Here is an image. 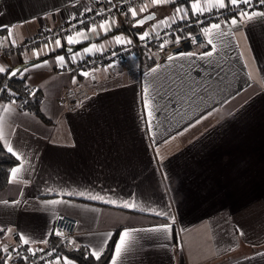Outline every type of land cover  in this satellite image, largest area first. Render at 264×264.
<instances>
[{
  "label": "crops",
  "instance_id": "obj_1",
  "mask_svg": "<svg viewBox=\"0 0 264 264\" xmlns=\"http://www.w3.org/2000/svg\"><path fill=\"white\" fill-rule=\"evenodd\" d=\"M95 1L0 0V31H6L0 48L36 36L41 41L18 56L0 53V69H25L26 84L43 94L41 112L49 121L11 103L0 104V142L16 153L7 151L20 169L15 177L11 169L0 191V229L7 231L3 243L23 247L22 233L30 241L24 246L39 253L47 249L41 241L49 239L56 218L68 216L77 223L69 240L90 253L103 252L117 231L115 241L125 230L168 223L169 232L131 231L117 264H264V16L239 21L241 10H261L243 4L218 10L212 8L214 0H199L202 15L193 17L190 0L163 6L118 0L131 1L121 15L100 18L95 32L71 33L78 43L90 42L83 58L129 49L124 45L128 35L112 32L129 22L133 26L130 8L136 9L137 20L155 13L143 27L157 20L158 7L182 10L161 32L152 25L146 41L139 39L143 27H138V49L112 54L113 61L105 66L76 71L62 54L47 57L61 49L56 39L66 42L67 35L55 33L73 17L90 12L85 9L91 10ZM234 16L236 27L230 24ZM102 21L110 22L107 34L99 28ZM181 22L202 33L214 22L221 29L210 36L203 33L204 45L187 55L158 59L159 51L146 46L149 37L168 34ZM102 36L107 37L98 41ZM208 39L215 51L202 58L213 48ZM40 57L47 58L32 64L36 67L26 66ZM145 88L149 94L167 92L156 106L152 131L143 104ZM216 130L218 139L210 146L207 137ZM224 132L230 133L228 140H223ZM230 144L237 153L230 152ZM92 195L102 199H90ZM52 200L60 202L47 203ZM125 201L135 208H124ZM195 208L201 216H193ZM113 253L114 247L111 258Z\"/></svg>",
  "mask_w": 264,
  "mask_h": 264
},
{
  "label": "trees",
  "instance_id": "obj_2",
  "mask_svg": "<svg viewBox=\"0 0 264 264\" xmlns=\"http://www.w3.org/2000/svg\"><path fill=\"white\" fill-rule=\"evenodd\" d=\"M118 1V0H116ZM188 2L187 0H178L175 2V4H183V2ZM94 2V1H93ZM96 2V1H95ZM105 7L111 6L112 0H104ZM227 3V0H226ZM252 8H256L258 10L264 11V4H261L259 0H253ZM236 12H233L235 14ZM132 22L127 23V25H124L123 27H119L117 31L112 32V34H119L121 32L122 34L128 35V41L130 40L131 43L129 44L128 41L124 42L125 46H127L129 49L126 51L121 52V49L113 48L108 53H101V54H95L90 58H83L82 52L84 48L90 43V42H83V43H76L74 46H72L71 51H69V46L66 42H64V37L62 33H60L58 36H62L63 39L62 47L58 51L50 52L47 57L55 56L58 54H62L67 60L68 65H74L75 68H77L76 71H81L86 68L99 66L98 63L100 61L105 62L108 56L115 54L117 56H122L123 54H129L131 52H135V44H136V37L139 33H141V28L133 27L131 25ZM69 24H65L63 27H67ZM199 28L194 26L193 24H188V22H181V23H175L173 25V28L169 30V33L166 34L165 32L160 37H153L150 36V41L147 45H150L154 50H160V45L164 40H167L169 44L176 42V35H180L184 39L188 36L195 35L199 33ZM6 31H0V36L4 35ZM52 33V32H51ZM50 33V34H51ZM72 33V31H70ZM165 34V35H164ZM66 36V35H64ZM107 36H102L98 39V41L104 39ZM135 37V38H134ZM47 37L46 39H48ZM40 39L38 36L28 39L21 45H13V46H5L0 48V53L4 57H8L10 55H21L29 50L28 43H33V47L36 48L38 45H40ZM145 46V47H146ZM142 47H140L141 50ZM137 54V53H136ZM79 55V60L75 61L74 63L71 62V59L73 56ZM47 57H40L38 59H33L27 62L26 66H30L36 62H40L45 60ZM150 63L149 65H151ZM11 72V70H5L4 72H0V104H7L11 103L15 106V108L20 112H27L38 118L43 123L49 124V121L44 117V115L41 112V104L43 101V94L39 89H33L29 87L25 82V75L22 73L18 74L15 77L8 78V74ZM32 93H35V95H32ZM17 164V161L13 158L11 154H9L3 147V145L0 142V191L3 190L7 184H8V178L11 169ZM54 227V224H53ZM5 229H0V243H3V238L6 235ZM119 231H117L114 234V237H112L107 244L105 250L102 252V257L99 261H96L94 258L90 256V251L87 247L81 246V245H75L70 240H64L59 237H56L53 235V228L50 235V238L47 242V249L46 251H51L53 254L58 256L59 258H67L69 260L74 261L76 264H108L114 247V242L117 237V234ZM18 252H14L10 255V259H8V254L4 253L0 250V262H3L7 260V264H25L26 260L30 257V252L27 251V248L25 246L18 248ZM27 257V259H25Z\"/></svg>",
  "mask_w": 264,
  "mask_h": 264
},
{
  "label": "snow or ice",
  "instance_id": "obj_3",
  "mask_svg": "<svg viewBox=\"0 0 264 264\" xmlns=\"http://www.w3.org/2000/svg\"><path fill=\"white\" fill-rule=\"evenodd\" d=\"M171 2V0H151V4L155 5V6H163L166 4H169ZM259 2L261 4H264V0H259ZM253 0H214V3H212V8L218 9V10H223L226 9L229 5L233 8H237L240 9V6L243 5H247L249 7L252 6ZM190 6H191V10H192V16L193 17H198L200 15H202V7L199 3V0H190ZM146 7H142L140 9V12H144L146 11ZM123 10V9H121ZM91 11L90 9H85V12ZM129 11L131 12V16L134 20L133 23V27H143V25L148 21L151 20L153 18V16L155 15V13H153L151 16H147L142 20H137L136 17L138 15L137 11L135 8H130ZM177 11H179V8H177ZM81 16V19L78 21V23L82 24L84 23V13H80L79 14ZM97 16L103 15V13H96ZM259 16H264V12L261 11H244L241 10L239 12V21L245 22L247 23L248 21L252 20L255 17H259ZM73 19H75V17H73ZM196 23H200L202 24L203 21L201 20H196ZM226 23L228 21H225ZM230 24L233 27H236L238 25V19L234 16L230 19ZM4 26H0V28H3ZM99 28L102 29L105 34H107V32L110 30V22L109 21H102L99 24ZM221 29V23H211L210 25H206L202 28L203 33L205 34V36H210L214 31L216 30H220ZM89 32H95L96 31V25L93 24L90 28L86 29ZM9 33L11 32V28H8ZM76 35L78 36H83L84 35V31H80L78 32ZM148 36L147 32H144L142 34H139V39L140 40H145ZM181 36L180 35H176L175 39H176V43L179 44L180 40H181ZM80 41H78L76 39L75 36L73 35H67L66 37V43L69 46V51H71L72 46H74L76 43H78ZM116 43L117 44H121V38L120 37H116ZM128 43L130 44L131 41L129 40ZM207 43L209 45H213V41L211 39H208ZM55 44L57 47H62V43L60 39H56ZM161 49L164 47V44L162 43L160 45ZM92 50L91 47H89L88 49H85V53H88ZM215 51V45H213V48L211 51L202 54V58L203 57H211L213 55V52ZM34 56L38 57V54L36 52L33 53ZM180 55H187V54H182V53H174L172 56L168 57L169 61H172L174 59V56H180ZM58 60H63L62 57H58ZM27 64V62H26ZM32 67H36V65H32ZM4 71L3 69H0V72ZM25 71V69H14L9 73L10 77H15L18 74H21ZM153 72L156 71V69H152ZM86 75V73H84ZM32 95H35V93H32ZM157 97L159 99H157ZM167 97V92H161V91H155L152 94H149V90L147 88L144 89V99H143V104H144V109L146 110V114L148 117V124H149V131L153 130V122L155 119H158V108L156 107L160 101L164 100ZM199 120L194 121L193 123H198ZM179 134V133H178ZM7 151H9L12 155L16 156V153L11 149L8 148ZM17 159H19V157H17ZM19 168L18 167H14L12 169V176L15 177V175L19 172ZM68 195H71L70 193ZM82 195V193H81ZM90 199L93 200H97V199H102V197L97 196V195H92L90 196ZM60 201L58 200H52V201H48V204H55V203H59ZM4 203H9L8 201H5ZM11 203L15 204L18 203V201H12ZM123 207L126 209H134L135 205L134 204H129L127 203V201L124 202ZM131 231H143V232H147V233H162V232H169L170 231V224L168 223H164L161 225H158L156 227H151V228H144V229H132V230H125L123 231L120 235H119V240L114 242V253L113 256L111 258V264H117V261L120 259L121 255L123 252H125L126 250V246L128 244L130 235H131ZM56 234L60 235L61 230L57 229L56 230ZM241 235H243V232H240ZM111 235V234H109ZM49 238H50V234H49ZM19 241L21 243L22 246L24 245H28L30 243L29 239L25 238L24 234H20L19 236ZM42 243H47L48 239H45L43 241H41ZM104 243H107V241H104ZM5 252H8V249H4ZM11 251L13 252H18V249H12ZM28 252L31 253V255L35 256L36 255V251L28 248L27 249ZM40 252H43L45 256H52L51 252H44V249H39ZM90 256L92 258H94L96 261H99L102 257V250L101 251H97V250H93L90 253ZM11 257L9 256L8 259H10ZM25 259H27V257H25ZM56 261V264H59V257H55L54 258ZM0 264H7V260L0 262ZM46 264H51V261L46 262ZM63 264H72V262L65 258L63 261Z\"/></svg>",
  "mask_w": 264,
  "mask_h": 264
},
{
  "label": "built area",
  "instance_id": "obj_4",
  "mask_svg": "<svg viewBox=\"0 0 264 264\" xmlns=\"http://www.w3.org/2000/svg\"><path fill=\"white\" fill-rule=\"evenodd\" d=\"M132 1V0H131ZM131 1H116L112 0L111 6L105 7L104 2L101 0H96L95 5H93L90 12L84 14V23L80 24L78 21L81 19V16H77L73 22L70 23L67 27L60 28L55 34L58 36L60 33L64 35H70V31L72 33H78L80 31H83L87 28H90L93 24H96V21L100 18L103 20H108L114 16V14H122V11L126 9L128 5H130ZM123 9V10H121ZM103 13V15L97 16L96 13ZM205 38L202 32H199L195 35L188 36L184 39H181L179 44L171 43V44H165L164 47L158 52L159 59H163L169 56H172L174 53H191L193 52L197 47H200L204 45ZM135 45V47H137ZM33 43L28 44V48H32ZM114 56L110 55L108 56V61H113ZM103 61H100L99 66H101ZM76 226L77 223L73 218H70L68 216H58L54 222L53 227V235L56 237H61L63 239L69 240L71 239L75 232H76ZM60 229L61 233L60 235L56 234V230ZM15 246L5 245L4 243H0V250L4 253L11 254L12 249ZM18 246H16L17 248ZM19 248V247H18ZM4 249H8V252H5ZM44 252H51L46 251ZM52 253V252H51ZM54 254L52 253V256H45L43 252H36V255L33 256L30 253L29 259L26 260L25 264H46V262L51 261V264H56V261L54 259Z\"/></svg>",
  "mask_w": 264,
  "mask_h": 264
},
{
  "label": "rangeland",
  "instance_id": "obj_5",
  "mask_svg": "<svg viewBox=\"0 0 264 264\" xmlns=\"http://www.w3.org/2000/svg\"><path fill=\"white\" fill-rule=\"evenodd\" d=\"M177 8H179V10H182V7H180V6H177V7H158V8H156L155 11L157 12V15H158L157 20H155V21L153 22V24H146V25L143 27V32H142V33H144V32L149 33V32H150V27H151L152 25H153V26H156V27H155V31H157L158 33L161 32L163 29H166L167 26H169L170 24H172V21H170V19H172L173 14H175L176 12H178V11H177ZM165 21H170V23H164ZM163 23H164V24H163ZM157 25H158V26H157ZM158 33H157V34H158ZM143 41H146V40H143ZM136 42H138V39H136ZM162 43L165 45V44H168V41L164 40ZM162 43H161V44H162ZM75 59H76V58H75ZM158 59H159V57H158ZM109 62H111V61H108V60L106 59V61L102 63L101 67H102V66H105V65L108 64ZM228 129H229V128H228ZM224 133H227V132H224ZM229 135H230V133L225 134V138H224L223 140H228ZM216 136H217V130L214 131L213 133H211V134L207 137V141L211 143L210 146H212V145L214 144V141H215L216 139H218ZM230 143H231V142H230ZM210 146H209V149H208L207 155L210 156V157H212V156H213V152H212ZM233 146H235V145L230 144V147H231L230 152H231V153H235V152L237 153V151H234V147H233ZM232 166H233V165H232ZM198 209H199V208H195V212L193 213V216H194V217L201 216L202 212H201L200 210H198ZM5 236H6V235H5Z\"/></svg>",
  "mask_w": 264,
  "mask_h": 264
},
{
  "label": "water",
  "instance_id": "obj_6",
  "mask_svg": "<svg viewBox=\"0 0 264 264\" xmlns=\"http://www.w3.org/2000/svg\"><path fill=\"white\" fill-rule=\"evenodd\" d=\"M149 16H151V15H149ZM147 17V16H146ZM145 18V17H144ZM144 18H142V19H144ZM153 18H154V16H153ZM152 18V19H153ZM142 19H140V20H142ZM149 21V20H148ZM17 69H19V68H17ZM8 78H11L10 76H9V74H8V76H7Z\"/></svg>",
  "mask_w": 264,
  "mask_h": 264
}]
</instances>
